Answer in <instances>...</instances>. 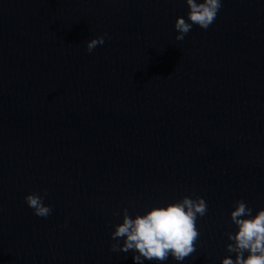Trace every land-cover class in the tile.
Returning <instances> with one entry per match:
<instances>
[{"label":"water","instance_id":"water-1","mask_svg":"<svg viewBox=\"0 0 264 264\" xmlns=\"http://www.w3.org/2000/svg\"><path fill=\"white\" fill-rule=\"evenodd\" d=\"M187 11L0 0V264H135L111 248L123 209L185 195L208 210L182 264L229 255L235 201L264 207V0H223L207 30L176 40ZM45 189L39 217L24 198Z\"/></svg>","mask_w":264,"mask_h":264},{"label":"clouds","instance_id":"clouds-1","mask_svg":"<svg viewBox=\"0 0 264 264\" xmlns=\"http://www.w3.org/2000/svg\"><path fill=\"white\" fill-rule=\"evenodd\" d=\"M186 4L187 15H179L175 20L176 40H183L194 25L207 30L215 21L223 0H186ZM107 35L90 38L87 51L92 52L98 45H103ZM46 196L47 189L29 192L24 199L35 215L48 217L53 208L45 203ZM207 210L205 197L189 195L153 205L135 215L125 207L121 222L115 224L111 232L114 241L111 248L123 253L131 251L135 264H144L145 260L164 264L170 256L182 264L196 251L195 242L200 234L197 219ZM230 216L236 230L227 233L229 255L221 258L222 264H264V207L254 212L241 198L235 201Z\"/></svg>","mask_w":264,"mask_h":264}]
</instances>
